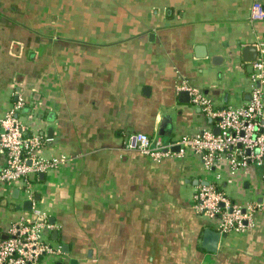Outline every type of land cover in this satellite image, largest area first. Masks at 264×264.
I'll return each mask as SVG.
<instances>
[{"label": "crops", "instance_id": "obj_1", "mask_svg": "<svg viewBox=\"0 0 264 264\" xmlns=\"http://www.w3.org/2000/svg\"><path fill=\"white\" fill-rule=\"evenodd\" d=\"M254 1L0 0V118L23 99L19 117L45 139L39 154L66 157L33 180L62 249L37 264H264V208L246 231L222 234L217 252L201 251L205 229H218L193 206L212 180L200 157L155 162L126 146L137 132L167 144L213 125L182 85L215 108L249 99L246 58L264 43ZM258 184L249 165L221 188L264 207ZM14 188L0 182L1 234L31 211Z\"/></svg>", "mask_w": 264, "mask_h": 264}, {"label": "built area", "instance_id": "obj_2", "mask_svg": "<svg viewBox=\"0 0 264 264\" xmlns=\"http://www.w3.org/2000/svg\"><path fill=\"white\" fill-rule=\"evenodd\" d=\"M250 19L264 20L261 0L253 2ZM259 53L252 64L250 96L242 104L215 108L206 93L182 85L181 89L189 91L191 103L213 125L167 144L137 132L129 136L126 144L155 162L167 157L183 159L189 153L199 156L212 180L198 187L193 206L198 214L213 219L221 234L246 231L256 224L258 212L264 208L258 200L239 205L221 188L225 173L232 174L251 164L260 169L264 182V43H260ZM24 106V100L18 98L0 118V182L24 191L33 206L30 214L11 221L3 233L6 237L0 236V264H37L46 254L62 253L61 246L48 240L53 224L47 212L35 205L33 180L57 167L66 157L44 158L39 154L45 139L31 132L19 117ZM174 146H179V150L173 151Z\"/></svg>", "mask_w": 264, "mask_h": 264}, {"label": "water", "instance_id": "obj_3", "mask_svg": "<svg viewBox=\"0 0 264 264\" xmlns=\"http://www.w3.org/2000/svg\"><path fill=\"white\" fill-rule=\"evenodd\" d=\"M251 48L252 47H246L244 49V54H246L249 50H251ZM253 48L255 49V54H254V56H250V57L246 58V60L248 62H254L258 58L257 56L259 54V50L256 46H254ZM196 50L201 51L199 53H202V54H198V56H205L203 53V50H204L203 46H198V48H196ZM250 67H251V70H253V66L250 65ZM182 93L185 95H189V92H187V91H184ZM15 98L17 99L18 97L16 96ZM189 100H190V96H189ZM215 131L219 132V128H215ZM172 149L178 151L179 146H174ZM41 176L43 177V173L41 174ZM195 183L197 184L198 180H195ZM206 184H207V182H206ZM19 191H20L19 188H14L13 197L18 198L19 197ZM221 205L223 206L224 204L222 203ZM32 206H33V202L31 200H26L23 204V208L26 210H31ZM0 236L6 237V235L1 234V229H0ZM221 236H222V234L219 230H216L213 228H206L204 231L203 239H202V246L209 252H217ZM65 250L68 251L67 247ZM70 264H79V261H78V259L72 258L70 260Z\"/></svg>", "mask_w": 264, "mask_h": 264}, {"label": "rangeland", "instance_id": "obj_4", "mask_svg": "<svg viewBox=\"0 0 264 264\" xmlns=\"http://www.w3.org/2000/svg\"><path fill=\"white\" fill-rule=\"evenodd\" d=\"M252 166H255L254 164H251ZM257 173H258V175L260 176V169L259 168H257ZM261 176L259 177V184H258V186H259V188L261 187L262 188V186H263V182L261 181ZM23 193H24V191H23ZM227 194V193H226ZM228 195V194H227ZM229 196V195H228ZM230 197V196H229ZM231 198V197H230ZM232 199V198H231ZM233 200V199H232ZM9 201H15L14 199H12V198H9ZM7 208H9V207H7Z\"/></svg>", "mask_w": 264, "mask_h": 264}, {"label": "trees", "instance_id": "obj_5", "mask_svg": "<svg viewBox=\"0 0 264 264\" xmlns=\"http://www.w3.org/2000/svg\"><path fill=\"white\" fill-rule=\"evenodd\" d=\"M198 248L201 250V251H207L205 248L202 247V245H198Z\"/></svg>", "mask_w": 264, "mask_h": 264}]
</instances>
